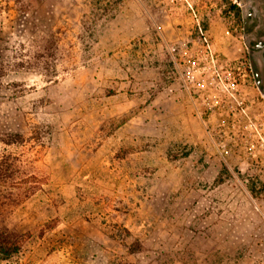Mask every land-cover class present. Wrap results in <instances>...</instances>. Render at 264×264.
I'll list each match as a JSON object with an SVG mask.
<instances>
[{"label":"rangeland","instance_id":"rangeland-1","mask_svg":"<svg viewBox=\"0 0 264 264\" xmlns=\"http://www.w3.org/2000/svg\"><path fill=\"white\" fill-rule=\"evenodd\" d=\"M211 57L264 112L230 0H0L1 223L24 235L1 264H264V173L235 98L203 103Z\"/></svg>","mask_w":264,"mask_h":264},{"label":"built area","instance_id":"built-area-1","mask_svg":"<svg viewBox=\"0 0 264 264\" xmlns=\"http://www.w3.org/2000/svg\"><path fill=\"white\" fill-rule=\"evenodd\" d=\"M213 61V57H211L207 64L199 66L195 70V79L203 80L215 92V96L206 95L203 98V103L207 104L210 109H214L220 102H226L227 99L224 96L228 98L230 94L235 98V106L232 105L234 107H231L230 112L235 117L238 112L240 116L245 115L247 117L234 120L243 129L245 152L252 157H256L261 171L264 173V112L257 111L251 115L248 114L245 101L238 99L241 93L238 80L236 77L231 78L229 75L221 74L214 68Z\"/></svg>","mask_w":264,"mask_h":264},{"label":"flooded vegetation","instance_id":"flooded-vegetation-1","mask_svg":"<svg viewBox=\"0 0 264 264\" xmlns=\"http://www.w3.org/2000/svg\"><path fill=\"white\" fill-rule=\"evenodd\" d=\"M230 8L245 46L246 68L264 100V0H230Z\"/></svg>","mask_w":264,"mask_h":264},{"label":"trees","instance_id":"trees-1","mask_svg":"<svg viewBox=\"0 0 264 264\" xmlns=\"http://www.w3.org/2000/svg\"><path fill=\"white\" fill-rule=\"evenodd\" d=\"M1 70H0V83H1ZM0 141L11 144L13 140H4L0 138ZM6 155L0 152V169L3 166V160ZM4 202L0 199V264L3 262H10L16 257L22 250L24 244V235L18 232L8 230L3 227L1 223V211L3 209Z\"/></svg>","mask_w":264,"mask_h":264}]
</instances>
